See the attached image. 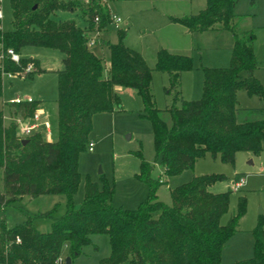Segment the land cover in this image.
Here are the masks:
<instances>
[{"label": "trees", "instance_id": "obj_1", "mask_svg": "<svg viewBox=\"0 0 264 264\" xmlns=\"http://www.w3.org/2000/svg\"><path fill=\"white\" fill-rule=\"evenodd\" d=\"M238 1L206 0V7L196 14L171 17L191 33L217 29L233 33L234 44L230 66L204 67L202 98L188 101L181 97L180 79L183 72L194 69L193 58L158 50L155 70L168 74L166 92L174 97L166 109L171 116L169 126L152 94L154 70L141 53L125 45L124 29L117 31V42H104L110 53L108 62L88 46L92 32L111 28L108 2L10 0L14 28L0 29L3 47L19 53L30 46L49 48L64 58L58 73V119L52 140L41 133L22 139L17 125H5L4 111H0V210L24 196L52 194L65 198L66 211L61 216H56V208L30 215L21 209L26 220L20 225L8 226L6 219L0 220V264H55L64 254L73 263L83 247L92 243L91 236L98 234L107 235L111 246L110 256L99 264H222L223 249L247 213L246 198L239 197L236 212L222 225L233 190L215 194L209 188L225 180V175L195 176L175 186L170 189L171 204L158 198V189L168 178L193 168L206 154L234 164L237 152L259 155L264 151V108H239V91L264 100V85L254 76L259 67L254 34L244 35L237 29L234 10ZM60 11L78 12L86 25L55 18ZM31 62L35 71L29 78L45 73L38 59L24 57L20 64L6 60L5 70L15 73ZM125 87L143 100L142 116L151 123L155 160L164 172L154 178L153 165L138 153L141 166L136 176L149 189L144 202L136 209L116 208L111 204L114 184L103 176L101 184L86 176L85 197L76 209L74 198L82 179L78 162L88 149L95 114L121 109L116 88ZM3 88L0 71V99ZM9 105L16 114L30 118L39 102ZM38 218L50 219L51 231L34 226ZM260 220L252 230L253 257L231 264H264V221Z\"/></svg>", "mask_w": 264, "mask_h": 264}, {"label": "rangeland", "instance_id": "obj_2", "mask_svg": "<svg viewBox=\"0 0 264 264\" xmlns=\"http://www.w3.org/2000/svg\"><path fill=\"white\" fill-rule=\"evenodd\" d=\"M169 0H138V1H117L105 0L109 3L114 13L118 14L128 25L123 24L120 30H125L126 37L124 43L131 49L141 53L147 63L152 68V94L156 101V107L161 110V116L166 123L171 125L170 113L166 111L174 102L173 94H168L170 82L167 73L155 70V62L158 50L166 49L169 52L175 51L179 55L191 56L193 58L194 69L182 73L181 97L184 100H199L202 97L204 84V67L218 68L229 67L231 60V47L234 42V35L228 31L201 32L195 34L182 35L177 31V27L171 23L170 14L174 12L186 11V13H198L207 3L206 0L179 1ZM251 0H241L237 12H247L250 10ZM258 1L261 13H264V0ZM170 3H185L170 4ZM4 18L1 21L4 31L13 30V10L10 0L3 2ZM252 9V8H251ZM57 19H77L80 25L83 21L79 13L60 11L56 14ZM80 18V19H79ZM81 20V21H80ZM126 20V21H125ZM82 22V23H81ZM239 25V24H238ZM176 27V28H175ZM242 29L241 23L238 31ZM110 31V30H109ZM242 31V30H241ZM112 42L118 41L117 31L109 33ZM99 37L96 45L91 48L100 57L104 58V53L109 54L107 47L100 48ZM106 46V45H105ZM172 50V51H171ZM176 54V53H175ZM20 55L24 58L38 56L45 63L56 64L61 62L62 55L59 51L49 48L30 46L23 48ZM109 61V55L107 62ZM3 95L0 99V111H4L5 125L16 124L23 118L16 114L15 110L6 102L13 101L17 96L43 101L49 107V117L55 129L57 125V98L59 95L58 75L54 72H47L41 76L36 75L31 78H3ZM127 90V89H125ZM124 90V91H125ZM240 106L242 108L259 107L264 104L256 97H248L244 91H239ZM188 95L193 97L188 99ZM122 108L115 109L110 113L95 114L93 119V129L90 135V142H94V150L89 147L82 152L79 157V173L81 184L74 198V207L78 209L84 200V188L86 176L95 183L101 184V176L105 177L115 186L112 206L124 209H136L138 205L148 197L149 189L145 182L138 180L136 174L140 171L141 161L138 157L140 153L145 161L153 165L152 176L159 178L164 172L161 162L155 160L153 145V129L149 120L142 116L144 103L135 90L119 93ZM179 105V103H178ZM242 121V117H239ZM35 133H45L39 128ZM33 136V135H32ZM89 142V143H90ZM234 164L226 163L221 158H213L206 154L193 168L167 179V183L162 184L158 191L161 201L171 204L170 189L175 186L188 183L195 176L205 174H223L225 180L212 185L209 190L215 194L227 192L232 189L231 183L234 180L245 178V186L231 193L230 210L221 218V224H227L229 218L237 210V203L240 196L246 198L248 207L247 213L241 217L239 224L244 228L256 227L260 219L264 221V151L259 155L248 154L247 152H237ZM231 188V189H230ZM3 190V181L0 172V192ZM160 195V196H159ZM56 208V216L65 213V198L61 195H42L31 198L24 196L21 200L0 210V220L6 219L8 226L20 225L26 220V215L21 211L25 209L30 215L39 212H49ZM42 232L51 231L50 219H36L34 222ZM92 243L83 247L79 257L73 260V264H99L100 260L110 256V240L105 234L91 236ZM229 248V247H227ZM254 248V246H253ZM230 250V249H226ZM228 252V251H227ZM230 252V251H229ZM63 257L67 259L64 254Z\"/></svg>", "mask_w": 264, "mask_h": 264}, {"label": "crops", "instance_id": "obj_3", "mask_svg": "<svg viewBox=\"0 0 264 264\" xmlns=\"http://www.w3.org/2000/svg\"><path fill=\"white\" fill-rule=\"evenodd\" d=\"M179 1H182V0H177V1H174V2H179ZM185 1H192V0H185ZM250 2H251L250 3V6H252V7H250V10H248L247 12H244V13H242V12H239L238 13L237 12V8L241 4V0H239L238 1V4L235 7L234 12L236 14L237 29H238V26L240 25V23H241V27H242V29H240L239 33L244 34V35H248V33H253L254 34V38L255 39H254V42H253V46L255 48V55H256L257 62L259 64V67L254 71V76L257 79H259L261 81V83L264 85V13L263 14L261 13V10H260L259 5H258V1L251 0ZM170 4H183V5H185V3H170ZM111 11H112V9H111ZM112 13H114V12L112 11ZM114 14H116V13H114ZM190 14L191 13H186V11L185 12L184 11L174 12V14H170V16H169L170 18L169 19L171 20V17L180 18V17H183L185 15H190ZM192 14H194V13H192ZM77 22H79V21L77 20ZM171 23L174 26H180V27H177L178 28L177 31L180 32V34H182V35H185L186 36V34H195V33L189 32V30L187 28L183 27L179 23L174 22L173 20H171ZM128 24H129V22L126 21L124 23V26L125 25H128ZM85 25H86V23L83 22V26H85ZM109 30L107 32H100V34H99V37L102 36V40H100V43L98 45V46H100L101 49H103L104 47H107V46H105V43L104 42H108V41L112 42L109 39V36H110L109 33L112 32V30L118 31L117 29L113 28L112 26H111V28ZM217 31H225V30L217 29V30H212V31H209V32H217ZM205 32H207V31H205ZM115 42H117V41H115ZM115 42H112V43H115ZM233 44H234V42H233ZM232 48H233V46L231 47V55H232V50H233ZM52 50H54V49H52ZM54 51H56V50H54ZM103 53H104V59L107 60L108 55L110 56V53L108 52L109 53L108 55L105 52H103ZM173 53L178 54V52H175V51H173ZM61 55H62V58L59 59L61 62L56 63V64H50V63H47V62L45 63L38 56H32L31 58H35V59H38L39 60V62H40V68L42 70H44L45 73H47V72H54V73H56L58 75V73L60 71H62V67H63V58H64V55L63 54H61ZM45 73L36 74V75L41 76V75H43ZM36 75H34V76H36ZM182 76L183 75L181 74V79H182ZM16 78H21V77H16ZM16 78H11V79H16ZM27 78H29V77H27ZM22 79H25V78H22ZM125 89H127V90H125ZM128 89H130V88H126V87L125 88H116V92L119 95L120 92H122V91L123 92L128 91ZM237 95H238V99H239V108H241L243 110H248L250 108H264L263 105H260L259 107L242 108L240 106V97L242 95H240V92H238ZM253 97H255V96H253ZM192 98L193 97H191V95L190 96L188 95V99H192ZM259 100H260V102H262L264 104V100H261V99H259ZM35 102H39V105L49 115V107H47L46 104L43 101L35 100ZM6 103L7 104H14L12 102H6ZM57 112H58V105H57ZM53 131H54V128H53V125H52V132ZM55 135H54V132H53L52 139L55 137ZM248 154H250V153H248ZM235 181L236 180H234L233 182H235ZM233 182L231 183V186H232ZM245 184H246V180H245ZM245 184L243 186H245ZM253 246H254V235H252V228H244L243 226H241V224H239L237 233L235 235H233V237L228 241V243L226 244V246L223 249L222 264H231V263H233L235 261H239L241 259H249V258H252L253 255H254ZM227 247H229V248H227ZM226 249H230V250H226Z\"/></svg>", "mask_w": 264, "mask_h": 264}, {"label": "built area", "instance_id": "obj_4", "mask_svg": "<svg viewBox=\"0 0 264 264\" xmlns=\"http://www.w3.org/2000/svg\"><path fill=\"white\" fill-rule=\"evenodd\" d=\"M3 2L4 0H0V29L3 30V25H1V21L4 18V9H3ZM124 24L123 19L118 16L117 14L112 13L111 15V26L117 30H120ZM99 31L92 32L90 35V39L88 42L89 48H93L94 45L97 44L99 39ZM22 55L15 49L8 47H3V44L0 43V71L2 72V77H9V78H27L29 75L34 72V64L33 62L29 63L21 70L16 71L15 73L9 72L5 70V61L10 60L13 63L20 64L22 60ZM35 100L31 98L22 99L20 97H16L13 101L14 104H21V103H32ZM41 129L45 133V138L47 141L52 140L53 132H52V124L49 115L47 112L39 105L38 108L33 113L32 117L27 119H22L18 121V133L22 139L30 137L33 135L34 131ZM89 150L92 152L94 150V142H90L88 144ZM245 184V178L237 179L232 184V189L237 191L240 187ZM17 243H20V240H16ZM55 264H66V258L61 255L56 261Z\"/></svg>", "mask_w": 264, "mask_h": 264}, {"label": "water", "instance_id": "obj_5", "mask_svg": "<svg viewBox=\"0 0 264 264\" xmlns=\"http://www.w3.org/2000/svg\"><path fill=\"white\" fill-rule=\"evenodd\" d=\"M24 142H26V140H24ZM66 264H72V258L71 257H68L66 259Z\"/></svg>", "mask_w": 264, "mask_h": 264}]
</instances>
